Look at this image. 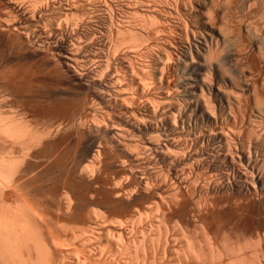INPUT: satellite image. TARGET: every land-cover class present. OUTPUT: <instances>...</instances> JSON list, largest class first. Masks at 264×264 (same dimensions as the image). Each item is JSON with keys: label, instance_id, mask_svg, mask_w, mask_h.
I'll use <instances>...</instances> for the list:
<instances>
[{"label": "bare ground", "instance_id": "obj_1", "mask_svg": "<svg viewBox=\"0 0 264 264\" xmlns=\"http://www.w3.org/2000/svg\"><path fill=\"white\" fill-rule=\"evenodd\" d=\"M163 1L0 0V264H264V0Z\"/></svg>", "mask_w": 264, "mask_h": 264}, {"label": "rangeland", "instance_id": "obj_2", "mask_svg": "<svg viewBox=\"0 0 264 264\" xmlns=\"http://www.w3.org/2000/svg\"><path fill=\"white\" fill-rule=\"evenodd\" d=\"M109 1V3H112L111 5L113 6L112 8L113 9H116L115 7H116V1L117 0H108ZM157 2H164L163 0H156ZM98 9L99 8H97V6H96V8L94 9V13L92 14V15H90V25L91 26H93L94 28H96V27H98V25H99V21L97 20L98 18L97 17H99V16H101V15H105V14H107L108 13V11H106L107 9H105V8H102V10H99L98 11ZM101 9V8H100ZM100 12H101V14H100ZM95 13H97V14H95ZM96 20V21H95ZM93 23V24H92ZM95 23V24H94ZM98 23V24H97ZM97 24V25H96ZM96 26V27H95ZM100 26V25H99ZM175 36H177V34L175 33L174 34ZM262 74V75H261ZM260 74V76H258V79L260 80V79H262V78H264L263 76H264V72H262ZM63 79L61 80V82L59 83V85L57 84V85H53V87L51 88L52 89V92H55V93H57L58 91H62V92H64V93H68V95L69 94H72V95H75V97H77V98H79L80 100H84L85 99V94H84V92H82L80 89H78V88H76L74 85H72L69 81H67V78H64V77H62ZM67 81V83H65ZM64 85V86H63ZM62 86V87H61ZM74 86V87H73ZM60 87V88H59ZM50 88H48V90H51ZM68 89V90H67ZM57 91V92H56ZM68 91V92H67ZM63 99H64V97H62ZM76 98V99H77ZM70 99V98H69ZM60 100H61V106H62V102L64 101H62V99L60 98ZM59 100V101H60ZM65 101L67 102L68 100H67V98H65ZM58 102V101H57ZM68 102H70V104H68ZM67 102V104L66 105H71V104H73L72 102L73 101H68ZM126 103V105H128V106H133V104L131 103V102H125ZM57 104V103H56ZM58 105H59V103H58ZM57 105V106H58ZM65 105V104H64ZM63 105V106H64ZM60 105H59V107H61ZM66 107V106H65ZM113 173H114V171H113Z\"/></svg>", "mask_w": 264, "mask_h": 264}]
</instances>
